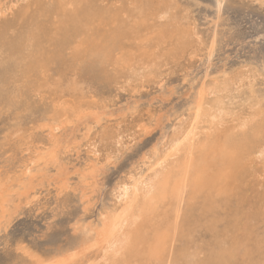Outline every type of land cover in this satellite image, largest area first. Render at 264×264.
Here are the masks:
<instances>
[{
  "label": "bare ground",
  "instance_id": "1",
  "mask_svg": "<svg viewBox=\"0 0 264 264\" xmlns=\"http://www.w3.org/2000/svg\"><path fill=\"white\" fill-rule=\"evenodd\" d=\"M105 1L0 4V54L2 45L6 46V55L16 61L19 72L13 83L20 94L26 87L50 108L48 121L40 126L45 132L41 142H33L30 131L16 130L9 136L26 156L17 172L0 177L1 217L11 194L27 198L33 179L51 168L49 164L60 178L54 187L57 194L64 191L69 170L64 173L66 159H61L70 150L69 142L76 144L78 136L72 132L76 127L87 149L86 159L75 172L80 188L88 187L95 180L94 168L113 155L110 149L103 157L99 155L94 126L105 114V104H93L96 97L92 99L84 89L78 70L100 72L105 80L120 82L124 90L133 87L135 92L144 83L162 81L164 69L186 52L204 51L207 60L213 54L215 38L208 41L200 35L178 0ZM224 1L215 0L218 10ZM7 14L16 23L8 21ZM17 23L24 27L9 37L6 31ZM207 76L199 82L188 107L184 106L187 114L176 120L170 134L163 135L159 146L144 155L134 172L119 179L114 203L81 231L80 243L44 257L25 251L26 264H264V225L251 224L264 220V93L257 89L256 74L248 70ZM67 130L73 137L65 134ZM100 135L101 140L114 138L113 148L124 144L107 127ZM247 192L253 196L251 203L257 204L244 210L241 204ZM88 194L81 191L83 204ZM218 201L228 207L231 218L224 228L218 226L222 220L218 216L208 218L204 228L211 239L197 247L194 233L203 225L194 224L195 211L209 212Z\"/></svg>",
  "mask_w": 264,
  "mask_h": 264
},
{
  "label": "rangeland",
  "instance_id": "2",
  "mask_svg": "<svg viewBox=\"0 0 264 264\" xmlns=\"http://www.w3.org/2000/svg\"><path fill=\"white\" fill-rule=\"evenodd\" d=\"M117 1L119 0H106L105 3L110 4ZM15 2L16 0H0L2 5ZM177 2L181 8L188 10L190 18L193 19L204 39L209 41L215 38V47L211 58L207 60L204 51L196 54L186 52L176 63L164 69L162 81L144 83L135 92L132 90L133 87L124 90L121 88L120 82L105 80L100 72H93V70L81 72L78 70L84 89L92 99L96 97L94 99L96 103L93 100V104L97 106H104L105 104L102 108L105 116L103 115L99 125L94 126V133L97 134L91 136L94 135L95 137L100 157H103L110 150H112L113 155L108 159L109 161L100 163V166L97 165L94 168L91 174L95 180L89 183L88 187L80 188V182L75 172L86 159L85 151L87 149L86 144L83 145L84 140L79 136L80 132L77 134L76 127L72 131L78 136L76 137V144L70 141V145L67 147V150L69 148L70 150L69 152L66 151L61 159V161L66 159L62 162L65 165L63 171L66 170L64 173L69 170V173L67 172L69 176L64 175V178L67 179L64 191L57 194L55 188L58 186L60 178L56 172L57 169H54V165L49 164L48 167L51 168L46 169L40 175L38 174L36 179H33L35 183L32 184V190L29 189L27 198L24 197L25 195L20 196L15 192L11 194L3 217L0 215V264H26L29 263V258L24 254L25 251L44 257L61 250L70 249L80 243L83 239L80 234L81 231L91 227L97 218L96 214L98 216L101 211L110 209L114 203L113 192H115L114 189L117 188L120 181L127 176V173L129 175L134 172L144 159V155H148L154 148H157L163 135L170 134L171 126L178 122L176 120L187 114V105L191 101L193 92L206 74H208L206 79H209V77L217 76L224 71L248 70L254 75L256 74L257 89L264 93V2L225 0L219 10L215 6V0H178ZM6 19L14 21L11 14H7ZM14 22L16 23V20ZM12 24L14 23L12 22ZM23 27L22 24L17 23L12 29L7 30L6 34L8 33L9 37H12L20 32ZM1 28L2 25H0ZM2 48L4 50L0 54V59L3 60L0 62V177L17 172L26 156L22 147H18L9 136L16 130L26 134L30 131L33 132V142H41L43 139L41 133L45 132L41 131L40 126L48 121L50 110L45 99L30 93L26 87L21 88L22 94H20L16 84L13 83V80L17 78L14 75L19 72L16 68V61L6 55L9 50L8 47L2 45ZM167 68L169 69L166 70ZM187 68H190L189 71ZM185 105L187 107H184ZM111 116L113 118L117 116V118L113 119ZM135 123H138L137 126ZM81 127L79 128L82 129ZM105 127L109 131L111 130L113 136L119 134L124 140L123 145L126 144V147L123 148L122 145L123 147L120 146L122 149L120 147L113 148L114 138L111 141L104 138L102 141L100 134ZM70 133L71 131L68 130L65 132V134ZM71 137H73L72 133ZM115 153L116 156H114ZM123 175L125 176L123 177ZM68 180L73 186L68 183ZM81 189L85 190L86 195L89 193L84 204L80 200L81 191H84ZM247 193L249 194L246 195V200L241 204L244 210H248L250 206L257 204L256 201L251 203L253 196L250 195V192ZM83 205L87 207V210L83 209ZM213 207V210L210 208L209 212L195 211L194 224H199L200 227L203 225L202 230L199 228L194 233L197 247L206 245L205 243L211 239L210 234L204 228V223L208 218L214 215V218L217 219L218 216L222 219L221 222H218L220 228H224L227 219L231 218L228 207L222 205L221 202L218 201L216 206L213 204ZM251 224L262 227L264 220L259 223L251 221ZM23 244H27L25 248ZM19 245L21 246L19 247ZM20 248L21 250H19Z\"/></svg>",
  "mask_w": 264,
  "mask_h": 264
}]
</instances>
